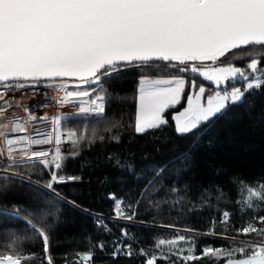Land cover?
Listing matches in <instances>:
<instances>
[{
    "label": "snow or ice",
    "instance_id": "6c2138e0",
    "mask_svg": "<svg viewBox=\"0 0 264 264\" xmlns=\"http://www.w3.org/2000/svg\"><path fill=\"white\" fill-rule=\"evenodd\" d=\"M229 57L247 62L237 66ZM129 72L135 81L134 121H108L110 107L122 92L121 79ZM199 78L215 85L212 94ZM18 88L30 91L33 103H20L12 95ZM47 89L60 90L63 96L35 100ZM256 94H264V0H0V264H52L53 229L69 208L92 216L97 232L112 237L110 242L99 239L95 247H110L114 259L123 255L137 264H176L177 259L200 264L206 258L208 264H264V176L247 182L246 196L238 187L240 177L229 181L227 193L223 187L216 189L220 195L236 189L238 197L233 211L219 213L231 245L220 248L197 242L218 235L214 228L207 233L178 229L171 239L153 237L155 242L148 245L144 234L133 231L176 228L141 219L147 188L169 179L163 166L135 196L109 191L111 215L94 213L63 191L69 182L83 179L67 172V162L82 155L85 140L70 120L103 119L111 127H131L134 134L146 135L169 126L170 110L181 106L171 120L174 133L184 138L214 125L234 108L252 105ZM48 99L57 107H79L48 120L40 112ZM95 138L93 129L89 147ZM111 141L119 145L123 138L114 132ZM128 158L134 159V153ZM105 159L137 182L142 179V170L122 163L120 154L108 153ZM120 182L126 183L123 177ZM171 192L178 195L179 188ZM190 203L193 211L203 209L195 198ZM236 211L247 217L239 227L231 224ZM228 231L237 235L228 236ZM38 244L40 253L32 250ZM93 256L91 250L84 252L80 264Z\"/></svg>",
    "mask_w": 264,
    "mask_h": 264
},
{
    "label": "trees",
    "instance_id": "16d2710c",
    "mask_svg": "<svg viewBox=\"0 0 264 264\" xmlns=\"http://www.w3.org/2000/svg\"><path fill=\"white\" fill-rule=\"evenodd\" d=\"M243 55L237 53L238 57ZM229 60L241 67L247 62L246 58L229 57ZM198 81L204 82L202 79ZM121 85V95L111 105L108 121L119 120L122 124H130L134 121L135 111L134 74L125 73ZM206 85L208 90L215 89ZM253 99L252 105L234 108L214 125L184 138L174 133V122L171 120V112L181 106L170 110L169 126L146 135L134 134L131 127H111L103 119L91 122L87 119L70 120L69 124L75 126L85 140L82 142V155L67 162V172L82 175L83 179L69 182L63 191L86 209L111 215L112 202L107 199L109 191L135 196L153 179L155 169L163 166L166 168L164 175L169 179L163 185L157 181L147 188L140 208L141 219H155L157 224H173L176 228L152 230L140 227L133 231L144 234L142 238L148 245L155 242L153 237L171 239L178 229L195 228L200 233H207L214 228L218 235H205L197 241L198 244L215 248L230 247L225 240L227 226L221 222L219 213L225 209L233 211V201L238 199L237 192L232 189L231 195H220L216 189L223 187L227 193L232 188L229 181L240 177L242 179L238 181V187L242 195L246 196L244 189L247 182L264 176V94H256ZM93 129L96 130V138L89 147L88 139ZM114 132L122 136L123 143L117 145L111 141ZM100 137L105 139L101 141ZM108 153L120 154L122 163H134L138 170H142V179L137 182L131 175L111 166L105 159ZM130 153H134V159L128 158ZM121 177L126 183L120 182ZM106 178L108 182H105ZM174 186L179 188L178 195L171 192ZM193 198L198 207L203 205L202 210H192L190 201ZM150 200L161 203V207L154 208ZM173 202L175 206H172ZM246 220L247 217L242 218L236 211L231 217V224L239 227ZM116 231L118 233V229ZM227 235L237 234L228 231ZM99 239L110 242L112 237L98 233L92 216L86 212L67 209V215L53 229L50 246L52 264H73L74 261L80 264L82 254L89 250L94 252V256L84 264H137L135 259L123 255L114 259L110 247L103 251L95 247ZM32 250L38 253L42 251L39 244ZM157 264L167 262L158 260ZM176 264H180L179 259ZM200 264H208V258Z\"/></svg>",
    "mask_w": 264,
    "mask_h": 264
},
{
    "label": "built area",
    "instance_id": "2783aa9c",
    "mask_svg": "<svg viewBox=\"0 0 264 264\" xmlns=\"http://www.w3.org/2000/svg\"><path fill=\"white\" fill-rule=\"evenodd\" d=\"M16 92H22V94L20 96H18L17 98H18V101L20 103H22L23 105L27 106L30 103H33L34 98H33V96H32L30 91H27L28 92L27 94H23L25 91L23 89H19L18 88ZM16 92L12 93V94H16ZM58 96H63V92L60 91V90H57V89H47V90H45V96L44 97H35V100H40V99L48 98V97L55 98V97H58ZM47 103H48V106L43 108V109H41L40 112L45 114L46 117L48 118V120H50L51 117H53V116H55L57 114H61V113H57L59 109H55V106L57 107V105H56L54 99H48ZM76 106H77V108L72 113H75L77 111L79 105L76 104ZM18 111L19 110H12V112H15V113H18ZM69 113H71V112H69ZM11 114L12 113H9L10 116H11ZM3 122L5 123V122H8V121H3Z\"/></svg>",
    "mask_w": 264,
    "mask_h": 264
},
{
    "label": "rangeland",
    "instance_id": "374dc122",
    "mask_svg": "<svg viewBox=\"0 0 264 264\" xmlns=\"http://www.w3.org/2000/svg\"><path fill=\"white\" fill-rule=\"evenodd\" d=\"M189 75L191 76V73H189ZM199 79H202V78H199ZM197 82L200 83L199 81H197ZM205 82H206V84H209V85H211L212 87L215 88V85L212 84L211 82L204 81V83ZM206 87L208 89V86L207 85H206ZM207 94H212V91L211 90H208V93ZM183 106L186 107V101H183ZM176 107H178V106H175L174 108H176ZM76 108H77V106H70V105H67V104L65 106H63V107H56L55 106V109H59L57 113H63V114H70L69 112H71V113L74 112ZM181 110H182V107H180L179 109H175L174 111L171 112V115H172L173 112H175V111H181ZM5 123H7V122H5ZM63 147L67 148L68 147V144L65 143L63 145Z\"/></svg>",
    "mask_w": 264,
    "mask_h": 264
},
{
    "label": "bare ground",
    "instance_id": "6f19581e",
    "mask_svg": "<svg viewBox=\"0 0 264 264\" xmlns=\"http://www.w3.org/2000/svg\"><path fill=\"white\" fill-rule=\"evenodd\" d=\"M28 92H24L23 94H27ZM17 94V95H16ZM16 94H12L15 95L16 97L20 96L22 94V92H16Z\"/></svg>",
    "mask_w": 264,
    "mask_h": 264
}]
</instances>
